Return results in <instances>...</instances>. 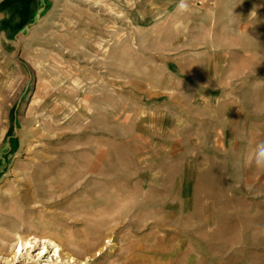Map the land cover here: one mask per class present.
I'll use <instances>...</instances> for the list:
<instances>
[{
	"label": "rangeland",
	"instance_id": "rangeland-1",
	"mask_svg": "<svg viewBox=\"0 0 264 264\" xmlns=\"http://www.w3.org/2000/svg\"><path fill=\"white\" fill-rule=\"evenodd\" d=\"M185 2L0 0V264H264V0Z\"/></svg>",
	"mask_w": 264,
	"mask_h": 264
},
{
	"label": "bare ground",
	"instance_id": "bare-ground-1",
	"mask_svg": "<svg viewBox=\"0 0 264 264\" xmlns=\"http://www.w3.org/2000/svg\"><path fill=\"white\" fill-rule=\"evenodd\" d=\"M39 240L36 237H30L29 239H19L15 245V247H13V254L12 256H16L17 253L22 254L24 252H28V251H34L32 248L34 247V243H37ZM41 244V251H39L38 253H36V257L37 259L39 258H44L48 253H49V245L54 244L56 246V250L54 251V256H59V249L58 246L50 239L44 238L43 240H41L40 242ZM57 256V257H58ZM1 257V256H0ZM10 259V258H9ZM44 262V261H43ZM41 263V264H45V263Z\"/></svg>",
	"mask_w": 264,
	"mask_h": 264
},
{
	"label": "clouds",
	"instance_id": "clouds-1",
	"mask_svg": "<svg viewBox=\"0 0 264 264\" xmlns=\"http://www.w3.org/2000/svg\"><path fill=\"white\" fill-rule=\"evenodd\" d=\"M181 8H188L185 0H181ZM249 164L253 166L258 172L264 171V142H260L255 146L249 159Z\"/></svg>",
	"mask_w": 264,
	"mask_h": 264
},
{
	"label": "built area",
	"instance_id": "built-area-1",
	"mask_svg": "<svg viewBox=\"0 0 264 264\" xmlns=\"http://www.w3.org/2000/svg\"><path fill=\"white\" fill-rule=\"evenodd\" d=\"M196 3H201L202 1H206V0H194ZM14 264H17V262H15Z\"/></svg>",
	"mask_w": 264,
	"mask_h": 264
},
{
	"label": "trees",
	"instance_id": "trees-1",
	"mask_svg": "<svg viewBox=\"0 0 264 264\" xmlns=\"http://www.w3.org/2000/svg\"><path fill=\"white\" fill-rule=\"evenodd\" d=\"M9 139H10V138H7V139H6V142H8V141H9ZM7 149H10V148H9V146L7 147Z\"/></svg>",
	"mask_w": 264,
	"mask_h": 264
}]
</instances>
